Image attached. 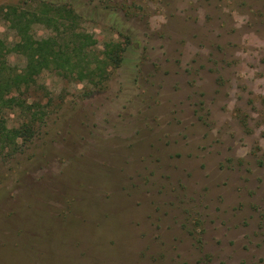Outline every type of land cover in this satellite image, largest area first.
I'll list each match as a JSON object with an SVG mask.
<instances>
[{"label": "rangeland", "instance_id": "obj_1", "mask_svg": "<svg viewBox=\"0 0 264 264\" xmlns=\"http://www.w3.org/2000/svg\"><path fill=\"white\" fill-rule=\"evenodd\" d=\"M44 42L69 62L10 97L45 115L0 148V264H264V0H0L14 68Z\"/></svg>", "mask_w": 264, "mask_h": 264}, {"label": "trees", "instance_id": "obj_2", "mask_svg": "<svg viewBox=\"0 0 264 264\" xmlns=\"http://www.w3.org/2000/svg\"><path fill=\"white\" fill-rule=\"evenodd\" d=\"M33 16H37L36 13H34L32 17ZM53 51V46L48 45L47 42H44L43 44L38 43L31 47L25 51L26 55L29 57L27 65L22 71L19 72L5 59L3 56V49L0 47V148L2 151L7 149L8 154L15 152V150L18 148L19 140L26 142L34 138L36 134L37 123L38 121L43 120V115H45L44 112L40 113V111H33V106L35 108L36 106L39 107V105H26L27 107L25 108V106L21 105L19 102H13L14 99L10 97L13 93L18 91L20 87H29L31 83H34L35 77L40 72H42V70L48 68L52 63L62 64L69 62L50 61V56L54 55ZM77 63L80 64L81 61H77ZM113 63L115 64L117 61H114ZM103 79H105V77H103ZM13 107H16L22 111L25 110L27 117L18 127L9 128L7 126L8 121L5 117L6 112L4 110L8 108L12 109ZM36 237L37 239H35ZM38 237L39 236L36 234L32 237V241L39 242ZM45 241L46 245L49 246L50 242L48 240ZM16 257L17 255H14V253H9L6 251L1 257L4 262L1 264H14L13 259Z\"/></svg>", "mask_w": 264, "mask_h": 264}]
</instances>
